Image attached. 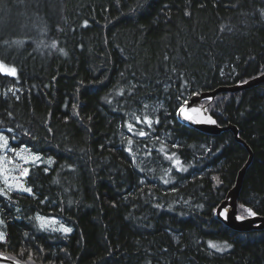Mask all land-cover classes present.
Returning <instances> with one entry per match:
<instances>
[{
	"label": "trees",
	"instance_id": "1",
	"mask_svg": "<svg viewBox=\"0 0 264 264\" xmlns=\"http://www.w3.org/2000/svg\"><path fill=\"white\" fill-rule=\"evenodd\" d=\"M261 13L264 0H0V61L18 73L0 75V131L12 148L53 160L27 167L33 195H0V254L22 264H264V229L237 232L214 216L247 162L244 144L252 159L238 213L264 217V82L202 101L243 144L176 118L191 97L264 74ZM146 102L164 108L154 130L165 141L144 143L155 171L119 137ZM41 215L72 232L42 230Z\"/></svg>",
	"mask_w": 264,
	"mask_h": 264
},
{
	"label": "rangeland",
	"instance_id": "2",
	"mask_svg": "<svg viewBox=\"0 0 264 264\" xmlns=\"http://www.w3.org/2000/svg\"><path fill=\"white\" fill-rule=\"evenodd\" d=\"M145 105H147V108L145 107ZM160 111H164L162 103L160 104L159 102H155V103L146 102L144 103L140 111L132 113L129 116V118H127L119 128L120 140L123 141L127 146L131 145L129 147L132 148L133 150L132 152L134 153L135 164H137V166L141 168L152 167L153 171L160 169L159 161L152 159L151 154L149 153V151H147L149 150V147L144 143L147 142L150 144L152 143L151 141L155 139H158L160 141H165L164 139H161L162 135L160 136L159 132H157V130H154V126L157 125L156 121L158 120ZM137 118H139L141 121H143L145 118H148L152 121V124L149 127L147 124L143 122L137 123ZM128 124L133 125L131 131H129L127 127ZM141 130L146 133L144 137H140L138 135L139 131ZM0 134H3L9 140L8 135L4 131H0ZM129 141H131V144H129ZM132 142H137L136 146L132 145ZM10 149H12L10 142L8 149H0V189H4L6 187L4 183L5 179H7L9 183H12L14 185L18 182L17 178H19V181L23 180L24 177H19L20 168L34 166V165H44L46 166V168H50L52 166L53 160L44 159L42 156H41V161L37 162L36 164L33 163L24 164V162L19 159V155L30 156L31 154H36V153L29 151L27 148L18 147L16 148V150L17 153H19V155H16ZM22 149L24 150L23 152H21ZM8 161H14V163H8ZM151 173L155 174L154 172ZM10 192L22 193L21 191H18L15 188H13ZM242 215L245 216L244 213H242ZM39 217L47 218V220H45L44 223H46L48 227L43 230H48L52 233L63 234L61 232L51 230L53 228H59L61 224L67 226L62 220L60 219L58 220L57 218H52V217H43V216H39ZM53 219L56 221V223H52ZM37 223L38 226L40 227V221L37 220ZM3 225L4 223L0 224V232H3ZM67 227L72 228L71 226H67Z\"/></svg>",
	"mask_w": 264,
	"mask_h": 264
},
{
	"label": "water",
	"instance_id": "3",
	"mask_svg": "<svg viewBox=\"0 0 264 264\" xmlns=\"http://www.w3.org/2000/svg\"><path fill=\"white\" fill-rule=\"evenodd\" d=\"M264 82V74L260 75L258 77H255L243 84L239 85H233L230 87H223L220 89H217L211 93H203L201 95H195L190 98L189 102L182 105V107L185 109V113H180V108L177 112V119L178 121L188 126L201 134L207 135V136H217L225 131H232L234 134L235 139L243 144L237 137V131L235 128L227 126V127H221L217 124H208L202 122L208 117H211L209 113L205 110L204 107L201 106L202 100L205 99H211L214 98L217 94L221 92H235L240 91L244 89L251 88L253 86H257ZM192 109H197V111H192ZM188 115L191 117V119H185L184 115ZM211 119H213L211 117ZM214 120V119H213ZM244 147L249 151V156L247 159V162L240 170L236 183L234 188L228 193L226 200L223 201L215 210L214 216L216 219H218L221 223H223L228 228L237 231V232H250L255 230H262L264 229V217L255 216V217H246L243 221H239L236 219V216L238 215V194L242 186L243 178L245 175V171L247 166L250 164V161L252 159V154L249 150V148L243 144ZM224 210L226 211V217L224 214ZM0 264H17V261H14L10 258L3 259L0 258ZM18 264H21L18 262Z\"/></svg>",
	"mask_w": 264,
	"mask_h": 264
},
{
	"label": "snow or ice",
	"instance_id": "4",
	"mask_svg": "<svg viewBox=\"0 0 264 264\" xmlns=\"http://www.w3.org/2000/svg\"><path fill=\"white\" fill-rule=\"evenodd\" d=\"M261 14L264 15V13H261ZM86 23L87 22H85V26H86ZM5 43H7V42H5ZM15 43H22V42L17 41ZM52 47L55 48L56 45L53 44ZM61 52L63 53L62 49H61ZM63 54L66 55L67 53H63ZM0 75H5V76L11 77V78H18V73H17L16 67L15 66H9L4 61H0ZM9 91H11V89ZM120 94L123 95V91H121ZM145 107L147 108V105H145ZM179 111H180V113H185V109L183 107H181ZM192 111H197V109H192ZM184 118L189 119V120L191 119V117H189L186 114L184 115ZM141 122L147 124L149 127L152 124V121L148 118H145L143 121H141L139 118H137V123H141ZM156 122L159 123L158 120ZM202 122L208 123V124H216V121L211 119V117L206 118ZM127 127L129 129V131H131L133 128V125L128 124ZM8 131H12V129H8ZM138 135L140 137H144L146 135V133L141 130V131H139ZM129 144H131V141H129ZM173 147H179V145H173ZM8 148H9L8 138L5 137L3 134H0V149H8ZM10 150L14 154L19 155V153H17L16 149L13 148ZM128 150L131 151L130 148ZM23 151L24 150L22 149L21 152H23ZM19 159L22 160L24 162V164H28V163L36 164L37 162L41 161V156H39L37 154H31L30 156L19 155ZM8 163H14V161H8ZM179 163H180V161H178V160L175 161V164H179ZM72 170L74 171L75 169H72ZM178 170H180V169H178ZM29 172H30V169L27 167L20 168L19 177H27L29 175ZM45 172H47V169H45ZM17 179H18V182L15 185L12 183H9V181L7 179H5L4 183H5L6 187L4 189H0V195L8 196L9 192L13 188H15L16 190L21 191V192H26L29 195H33L32 188L25 186L22 181H19V178H17ZM218 182H219V180H218ZM166 183H167V181H166ZM241 208H243L244 212L247 213V217H255L257 215V213L250 207H246L244 205H241ZM226 211L227 210H224L225 217H226ZM236 219L239 221H243L245 219V216L237 215ZM37 220L40 221V228L42 230L46 229L48 227V225L46 223H44V221L47 220V218H42V217L38 216ZM3 223L4 222L2 220H0V224H3ZM52 223H56V221L53 219ZM51 230L61 232L65 236H67L68 234H70L72 232V228L67 227L63 224H61L59 228H53ZM6 243H7L6 235L3 232H0V244H6ZM208 247L214 249L217 252H220V251H223L224 248L230 247V245H227L225 243V245L223 247H221V246H218V245L210 242ZM40 251H43V249H40ZM0 258L7 259V257H4L2 255H0ZM17 264H18V262H17Z\"/></svg>",
	"mask_w": 264,
	"mask_h": 264
},
{
	"label": "bare ground",
	"instance_id": "5",
	"mask_svg": "<svg viewBox=\"0 0 264 264\" xmlns=\"http://www.w3.org/2000/svg\"><path fill=\"white\" fill-rule=\"evenodd\" d=\"M176 118H177V115H176ZM178 120V119H177Z\"/></svg>",
	"mask_w": 264,
	"mask_h": 264
}]
</instances>
